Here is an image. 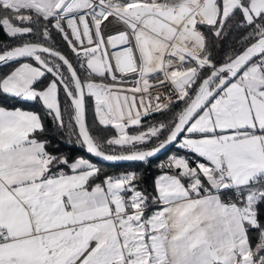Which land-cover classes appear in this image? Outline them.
<instances>
[{
    "label": "snow or ice",
    "instance_id": "1",
    "mask_svg": "<svg viewBox=\"0 0 264 264\" xmlns=\"http://www.w3.org/2000/svg\"><path fill=\"white\" fill-rule=\"evenodd\" d=\"M0 34V264H264V0H0Z\"/></svg>",
    "mask_w": 264,
    "mask_h": 264
},
{
    "label": "trees",
    "instance_id": "2",
    "mask_svg": "<svg viewBox=\"0 0 264 264\" xmlns=\"http://www.w3.org/2000/svg\"><path fill=\"white\" fill-rule=\"evenodd\" d=\"M6 37H4L2 34H0V40H5ZM61 150L62 151H67L70 152L71 155L75 156V155H79L81 154V150H79L75 145H68L65 143H61ZM174 149L172 148L169 152L173 151ZM169 152H165L163 153L159 158H165L168 156ZM84 155H87L86 153H84ZM157 172L155 171V169L153 168V172H152V177L149 178V184H151V179L154 177V175Z\"/></svg>",
    "mask_w": 264,
    "mask_h": 264
},
{
    "label": "crops",
    "instance_id": "3",
    "mask_svg": "<svg viewBox=\"0 0 264 264\" xmlns=\"http://www.w3.org/2000/svg\"><path fill=\"white\" fill-rule=\"evenodd\" d=\"M175 151V149L173 150V151H171L168 155H170L172 152H174ZM167 157H165V159H166ZM155 175H157V173L155 174ZM155 175H154V177H155ZM153 177V178H154Z\"/></svg>",
    "mask_w": 264,
    "mask_h": 264
},
{
    "label": "built area",
    "instance_id": "4",
    "mask_svg": "<svg viewBox=\"0 0 264 264\" xmlns=\"http://www.w3.org/2000/svg\"><path fill=\"white\" fill-rule=\"evenodd\" d=\"M173 149H175V148H173ZM159 160H165V158H159Z\"/></svg>",
    "mask_w": 264,
    "mask_h": 264
},
{
    "label": "rangeland",
    "instance_id": "5",
    "mask_svg": "<svg viewBox=\"0 0 264 264\" xmlns=\"http://www.w3.org/2000/svg\"><path fill=\"white\" fill-rule=\"evenodd\" d=\"M170 153V152H169Z\"/></svg>",
    "mask_w": 264,
    "mask_h": 264
}]
</instances>
